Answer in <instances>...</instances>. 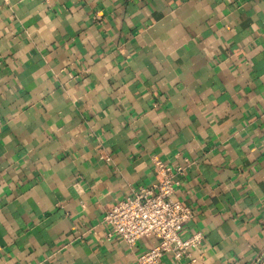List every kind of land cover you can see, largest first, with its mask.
<instances>
[{
    "label": "crops",
    "instance_id": "1",
    "mask_svg": "<svg viewBox=\"0 0 264 264\" xmlns=\"http://www.w3.org/2000/svg\"><path fill=\"white\" fill-rule=\"evenodd\" d=\"M154 157L205 235L161 264H264V0H0V264H136Z\"/></svg>",
    "mask_w": 264,
    "mask_h": 264
},
{
    "label": "built area",
    "instance_id": "2",
    "mask_svg": "<svg viewBox=\"0 0 264 264\" xmlns=\"http://www.w3.org/2000/svg\"><path fill=\"white\" fill-rule=\"evenodd\" d=\"M153 164L152 184L113 204L103 217L109 226L108 237H118L128 248L135 247L145 237L157 240L154 246L138 255L136 264H161L167 255L175 261L188 258L205 240L202 231L187 237L181 235L184 225L194 215L192 207L175 194L178 182L174 175L181 168L175 171L158 157L153 158Z\"/></svg>",
    "mask_w": 264,
    "mask_h": 264
}]
</instances>
